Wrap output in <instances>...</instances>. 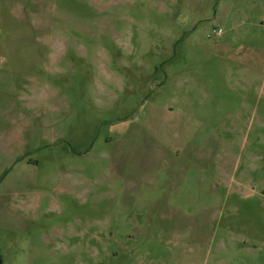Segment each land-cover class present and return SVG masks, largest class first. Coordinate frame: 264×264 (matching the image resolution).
<instances>
[{
	"label": "rangeland",
	"instance_id": "1",
	"mask_svg": "<svg viewBox=\"0 0 264 264\" xmlns=\"http://www.w3.org/2000/svg\"><path fill=\"white\" fill-rule=\"evenodd\" d=\"M0 264H264V0H0Z\"/></svg>",
	"mask_w": 264,
	"mask_h": 264
}]
</instances>
